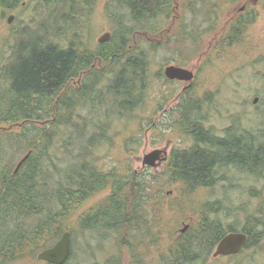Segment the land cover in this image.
Returning a JSON list of instances; mask_svg holds the SVG:
<instances>
[{
    "label": "trees",
    "instance_id": "trees-1",
    "mask_svg": "<svg viewBox=\"0 0 264 264\" xmlns=\"http://www.w3.org/2000/svg\"><path fill=\"white\" fill-rule=\"evenodd\" d=\"M70 1L74 2L70 9L67 0L44 2L56 15V23L62 20L73 28L65 27L71 38L67 45L49 37L48 30L46 35H27L23 30L11 46V61L0 70V264L24 260L29 251L38 259V254L55 245L64 233L73 235L76 223L83 225L82 231H108L120 237L115 260L109 258L104 264H124L126 257L130 264H139L136 250L148 237V246H157L156 264H205L230 233H244L249 238L244 250L233 257L264 241L261 206L250 212L243 208L248 215L241 224L228 199H199L227 181L225 172L231 168L248 177L264 178L263 123V128L256 130L260 136H254L255 131L237 133L235 128L242 130L239 122L219 137L214 128L206 126L202 114V103L208 97L196 99L193 90L186 96L185 90L169 115L174 118L172 128L187 137L189 145L171 151L162 174L146 177L117 164L106 170L101 164L103 157L95 156L98 148L112 145L113 136L107 131L111 119L121 121L125 116L126 123H132L133 113L145 103L154 77L146 52L140 46L134 48V36L146 33L153 43L155 36L165 34L155 22L159 14L169 15L167 9L174 0H110L109 6L125 15L111 12L117 28L111 40L95 50L84 44L88 43L85 31L77 30L76 20L68 17L93 0ZM21 2L0 0V13H13ZM239 22L233 26L234 34L242 32ZM77 24L81 27L79 19ZM56 32L62 34L64 29L60 26ZM183 35L176 36L182 39ZM93 65L98 70H92ZM99 86L104 91L93 98ZM261 87L255 92L260 100L252 101L253 107L264 104V84ZM107 100L111 107L105 113L106 123L95 124L91 115L81 114L87 106L91 112L97 111ZM245 103L247 112L250 105L247 100ZM259 112L264 114V110ZM129 143L125 140L128 153ZM168 186L178 190L176 199L168 196ZM104 193L101 201L73 220L85 204ZM250 193L251 198H257L253 189ZM186 215L195 217V222L185 234L171 238L163 234L168 223H184ZM136 228L143 230L138 238L133 234Z\"/></svg>",
    "mask_w": 264,
    "mask_h": 264
},
{
    "label": "rangeland",
    "instance_id": "rangeland-1",
    "mask_svg": "<svg viewBox=\"0 0 264 264\" xmlns=\"http://www.w3.org/2000/svg\"><path fill=\"white\" fill-rule=\"evenodd\" d=\"M67 1L66 8L70 9L72 2ZM109 1L93 0L89 2L88 6L82 4L80 9H76L74 13L68 15L73 22L76 20L77 30L83 29L85 31L88 43L84 44H87L86 46L90 50H95L100 44H103L99 42V39L105 34H111L112 38L117 26L113 21L114 15L111 12L125 15V12L117 9V7L109 6ZM235 1L237 0H228L227 2L232 3L227 5V8H231L233 3L235 6ZM44 2L45 0H22L21 6L13 13L6 15L0 13V70L11 61V46L16 43V39L23 30L28 31L27 35L31 33L46 35L48 30L49 37L56 39V42L62 45L68 44L69 39H71L68 37L70 35L69 29L73 28L63 23L62 20L56 23L57 20L54 18L56 15H53V11H50L48 7H44L47 6ZM191 2L193 3L191 6H186V0H174L171 9H167L169 15L159 14L155 26L157 25L158 30H164L166 33L153 37L154 44L149 40L146 33L139 32L134 36V48L142 47L149 57L150 72L154 77V83L143 106L133 113L132 123H126L125 116L121 117V121L116 116V118L111 119V129L109 127L107 131L108 136H113L112 145H104L102 149L95 150V156L103 157L101 164L106 170L117 164L121 168L127 166L128 169L131 168L130 172L142 176L159 175L164 171L167 162H159L156 168L144 166L145 155L158 149L166 150L170 154L176 146L186 147L189 145L187 137L183 138L174 131L172 128L174 118L169 115V111L176 106L177 99L184 94L188 83L172 81L171 84H168L164 70L169 65L196 71L193 85L186 90V96H188L189 91L193 90L196 99L203 100L205 96L208 97L202 103L204 105L202 114L206 115L207 127L222 132V130L235 124L238 125L240 122L238 126L242 130L235 128L237 133L238 131H255L253 135L260 136L256 130L263 128L264 114L262 115L263 112L259 111L264 110V104L259 103L253 107L252 101L255 92L261 91V86L264 84V5H260L251 24L242 30L240 37L236 39L238 46L235 47L227 41L222 43L225 38L224 34L229 31L227 21L230 16L225 13L219 15L225 10V7L221 5V0H211L212 3L208 5L204 3L205 0H191ZM198 2L200 3L196 4ZM61 4L59 5L62 6L63 4ZM241 6L242 3L237 5V12ZM223 7L224 10H222ZM12 15L14 20L12 23H8ZM126 17V20L130 18L128 12H126ZM77 19H79L81 27H78ZM46 26L48 29H45ZM60 26L61 29H64L62 34L56 32ZM65 27L69 29L65 30ZM179 33L184 34L182 39H178L176 36ZM218 45L220 46L216 49L215 47ZM92 70H98V68L93 65ZM107 70L109 71L107 67L103 69L105 76H108ZM101 89L104 91L103 86L97 88L93 98L96 93L99 95L102 92ZM246 100L250 105L247 112H245L247 110ZM93 101L97 100L94 99ZM110 107L111 102L107 100V105L104 104L97 111L91 112L87 106L81 111V114L91 115L95 124L106 123L105 113ZM249 111L250 113H248ZM241 112L246 114L239 115ZM256 113H260V115ZM193 118L196 119V116ZM69 131L65 130V132ZM88 134L91 136L93 132H88ZM63 137L66 136L63 135ZM125 140H130L129 153ZM225 176L227 181L219 184L214 191L203 193L199 199L210 202L228 199L232 203V207L238 211L234 216L235 220L244 224L248 212L243 208L247 207L248 211H252L257 206H261L264 209V178L262 176L258 178L248 177V175L238 172L234 168L227 170ZM252 189L257 198H251L250 191ZM166 191L169 192L170 198L175 196V199L179 193L174 186L173 188L168 186ZM104 195L105 193L85 204L81 211L75 214L73 220H78L77 217L82 211L101 201ZM193 218L195 219V217ZM194 219L186 215L184 223L173 220L168 223L167 227L165 226L166 228H163V234L169 238L171 236L176 237L181 234L183 224L186 223V225L191 226L195 222ZM32 220L31 223L35 222ZM176 223L179 224L175 227ZM23 226L28 228L26 224ZM74 227V233L71 234L73 257L70 259V264L97 262L104 264L109 258L115 260V252L120 238L117 234L108 231L99 234L101 230L82 231L83 225L80 223L79 225L74 224ZM6 228L8 227L6 226ZM1 229H5V226H2ZM139 232L141 233L143 230L140 231L136 228L135 233H133L136 238H138ZM142 242L143 244L136 250L139 264H156L158 255L154 249L157 246H148L149 237L142 239ZM214 260L211 257L205 264H213V262H215L214 264H264V241L245 250L238 257L217 258V262ZM14 264L47 263L39 261L29 251L24 260ZM124 264H130V258L126 257Z\"/></svg>",
    "mask_w": 264,
    "mask_h": 264
},
{
    "label": "water",
    "instance_id": "water-1",
    "mask_svg": "<svg viewBox=\"0 0 264 264\" xmlns=\"http://www.w3.org/2000/svg\"><path fill=\"white\" fill-rule=\"evenodd\" d=\"M13 20L14 16L12 15L10 16L8 23H12ZM110 38L111 34H105L99 39V42H107ZM165 76L171 81L178 80L190 82L194 79L193 72L174 65L168 66L165 69ZM257 101L258 99H255V102ZM167 156L168 153L166 150H155L145 155L143 165L156 168L159 162L167 161ZM26 159L27 157L21 163H23ZM187 228L188 226H186V230ZM248 239V236L244 233H230L226 235L218 244L214 253V258L239 254L247 245ZM71 254L72 236L70 232H66L53 247L42 251L38 255V259L50 264H65L70 259Z\"/></svg>",
    "mask_w": 264,
    "mask_h": 264
},
{
    "label": "flooded vegetation",
    "instance_id": "flooded-vegetation-1",
    "mask_svg": "<svg viewBox=\"0 0 264 264\" xmlns=\"http://www.w3.org/2000/svg\"><path fill=\"white\" fill-rule=\"evenodd\" d=\"M228 1V0H227ZM226 0H221V5H223L225 7V10H224V7L222 8V10H224V12L220 13L219 15L225 13V14H229L230 16V19L227 21L229 23V33L227 34V38H226V41L227 43H229L230 45L232 46H235L237 47L238 45L236 44V39L235 38H239L240 37V32L241 31H236L234 34L233 32V26H236V24L239 22V24L242 25L241 27V30H244L246 27H248L250 24H251V21L253 19V17H255V15H257V11L259 10V7L260 5H264L263 4V1L264 0H240V1H235L236 2V5L234 6V3L232 5L231 8H227V5L231 4L232 2H227ZM229 1H233V0H229ZM200 2L196 3V4H199ZM206 5L208 4H211V0H205L204 2ZM242 3V6L239 8V12H237V5ZM193 4L191 2V0H186V6H189ZM236 8V9H235ZM237 12V13H236ZM228 32V31H227ZM226 32V33H227ZM234 34V35H233ZM237 35V36H236ZM222 36V35H221ZM220 36V37H221ZM232 36L234 37L232 39ZM218 40V39H217ZM220 45H218L217 47H215L216 49L219 47ZM189 70V69H188ZM191 72H193L194 74V79L196 77V71H192V70H189ZM194 81V80H193ZM193 81H190V82H187L188 85L186 86V90L189 89L192 85H193ZM222 86V84H221ZM254 99H258L260 100V97L259 96H255L253 98V103H254ZM178 100V99H177ZM259 102V101H258ZM255 104V103H254ZM232 127V126H231ZM229 128L225 129V130H222V132H218V130L216 129V134L221 137V136H224L227 131H228ZM184 226V229L182 230V233L181 234H185L186 233V223L183 224ZM221 241V240H220ZM229 257H233V256H222L220 258H229Z\"/></svg>",
    "mask_w": 264,
    "mask_h": 264
}]
</instances>
